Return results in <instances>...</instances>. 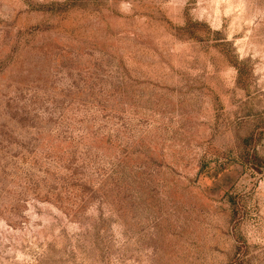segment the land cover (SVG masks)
<instances>
[{"label": "rangeland", "instance_id": "rangeland-1", "mask_svg": "<svg viewBox=\"0 0 264 264\" xmlns=\"http://www.w3.org/2000/svg\"><path fill=\"white\" fill-rule=\"evenodd\" d=\"M0 264H264V0H0Z\"/></svg>", "mask_w": 264, "mask_h": 264}, {"label": "trees", "instance_id": "trees-1", "mask_svg": "<svg viewBox=\"0 0 264 264\" xmlns=\"http://www.w3.org/2000/svg\"><path fill=\"white\" fill-rule=\"evenodd\" d=\"M188 26L190 27L191 26V22L188 24ZM219 33V32H218ZM222 45H228L226 47H229V43L224 41ZM237 69H238V73H239V82L242 83L246 80V78L248 77L247 74V68H246V62L241 60V61H237V63L235 64ZM250 136H246L244 138H242V141H243V144H242V149L246 152V155L244 157L247 158L248 161H253L258 155H257V152H247V150H249L248 148V145L250 143V140H249ZM248 154V155H247ZM250 158V160H249ZM259 169V168H258Z\"/></svg>", "mask_w": 264, "mask_h": 264}]
</instances>
